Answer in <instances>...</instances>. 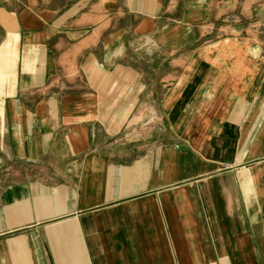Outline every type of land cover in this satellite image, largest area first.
I'll use <instances>...</instances> for the list:
<instances>
[{"label":"crops","instance_id":"obj_1","mask_svg":"<svg viewBox=\"0 0 264 264\" xmlns=\"http://www.w3.org/2000/svg\"><path fill=\"white\" fill-rule=\"evenodd\" d=\"M262 33L264 0H1L0 264H264Z\"/></svg>","mask_w":264,"mask_h":264},{"label":"rangeland","instance_id":"obj_2","mask_svg":"<svg viewBox=\"0 0 264 264\" xmlns=\"http://www.w3.org/2000/svg\"><path fill=\"white\" fill-rule=\"evenodd\" d=\"M68 1L69 0H55L57 5H63L65 3H67ZM225 20L223 21V24L230 25V24L236 22L237 18L235 16H231L229 18L227 17ZM234 35H238V34L233 33V32L231 33L230 31H227V30H221L220 32L215 33V35H214L215 37H213V38H214V40H216V39L227 38V37L234 36ZM262 35H263V40H264V33H262ZM184 54H189V53L186 52ZM142 55H143V57L146 58V61H145L146 63L144 62V65H143V67H145V69H148L151 72L158 70L159 68H161L160 70H163L166 72L169 70L170 66L167 63L161 64L160 62L158 63L157 60H155V57H157L155 52H152L149 49H144V51L142 52ZM166 56H167V54H166ZM139 67H141V66H139Z\"/></svg>","mask_w":264,"mask_h":264}]
</instances>
